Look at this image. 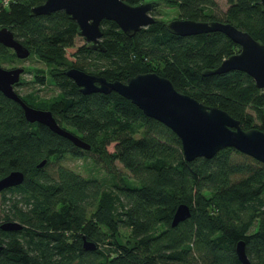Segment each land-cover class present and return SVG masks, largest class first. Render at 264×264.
I'll list each match as a JSON object with an SVG mask.
<instances>
[{"label": "trees", "instance_id": "16d2710c", "mask_svg": "<svg viewBox=\"0 0 264 264\" xmlns=\"http://www.w3.org/2000/svg\"><path fill=\"white\" fill-rule=\"evenodd\" d=\"M227 1L228 9L219 14L217 0H165L178 6V18L229 22L264 43L260 0ZM43 2L10 0L4 7L0 1V25L45 65L35 69L34 81L45 85L50 78L59 88L50 97L32 90L22 98L51 110L91 149L30 123L21 105L0 91V179L13 170L25 174L12 195L3 196L6 217L25 228L0 229V243L6 244L0 264H242L236 251L241 240L251 263L264 264L263 162L234 147L188 161L181 139L169 127L115 91L83 94L65 73L77 67L126 82L138 73L156 72L178 91L227 110L245 130L264 131V89L249 74L203 73L240 52V45L218 31L173 34L156 6V22L133 36L115 21L103 20L105 52L87 43L76 47L78 25L65 11L32 14V7ZM7 57L19 60L0 43V59ZM67 156L92 157L109 179L89 178L63 165ZM180 203H187L192 215L172 226ZM123 227L131 230L127 237ZM83 236L97 249L85 250Z\"/></svg>", "mask_w": 264, "mask_h": 264}, {"label": "water", "instance_id": "95a60500", "mask_svg": "<svg viewBox=\"0 0 264 264\" xmlns=\"http://www.w3.org/2000/svg\"><path fill=\"white\" fill-rule=\"evenodd\" d=\"M260 3L264 12V0H260ZM158 5L159 2H141L133 5L125 0H44L43 3L33 6L31 12L34 15H48L65 11L77 22L79 35L90 47L105 52L107 49L102 42L103 20L115 21L127 35L133 36L142 28L156 22L157 19L151 14V10ZM167 28L180 36L222 32L240 45L241 50L223 59L219 66L203 73L214 75L240 70L249 74L258 88L264 89V43L255 39L249 32L229 22L187 18L173 19L167 23ZM0 43L14 50L19 59H26L31 54L30 49L16 39L9 27L0 28ZM24 72L23 66L5 68L0 65V91L21 105L30 123L46 125L53 132L69 139L75 146L85 150L91 149V145L79 135L62 127L51 110L33 107L23 100L15 90V85L21 81ZM65 73L79 86L83 94H110L115 91L138 106L146 116L169 127L181 139L182 150L188 161L198 157L212 158L220 150L234 147L264 163V131L257 127L245 130L241 121L227 110L207 105L189 94L178 91L168 77L156 72H142L124 82L112 81L77 67H71ZM46 163L47 159H44L37 166L41 168ZM24 179L23 171H11L0 179V192L22 184ZM191 215V207L187 203H180L173 215L172 226H177ZM1 227L5 230H21L24 226L18 221H9ZM83 247L93 251L97 249V244L83 236ZM236 251L242 264H252L243 240L237 244Z\"/></svg>", "mask_w": 264, "mask_h": 264}, {"label": "rangeland", "instance_id": "374dc122", "mask_svg": "<svg viewBox=\"0 0 264 264\" xmlns=\"http://www.w3.org/2000/svg\"><path fill=\"white\" fill-rule=\"evenodd\" d=\"M143 1L159 2L157 8L158 9L157 16L166 22H169L173 19H177L179 17L178 6L169 5L165 2V0H143ZM217 2H218V9L216 11L217 13L221 14L222 12H225L228 9L229 3L227 0H217ZM1 27L2 25H0V28ZM85 42L86 41L83 37L78 36L76 39L75 46L79 47ZM0 65L5 68L23 66L28 70L23 73L21 77L22 84H20L18 87V90L21 91L22 93H27L28 91L34 90L40 93L41 96L50 97L56 95L59 90V88L52 82L50 78L49 80H47V83L45 85L38 84L34 81L35 69L45 66L34 54L26 59L16 60L13 59L12 57L9 58L7 57L6 59H0ZM250 112L253 113V110L251 109ZM113 149H114V144L108 146L109 151H113ZM61 163L89 178L92 177L100 180H104V179L108 180L110 177L109 173L102 166V163L95 164V162L92 160V157L82 158V157L67 156L66 158L61 160ZM116 167L125 174L129 173V171L123 166L121 162H116ZM11 195H12L11 193H7V196H11ZM4 214H5V205L3 203V196L0 195V218H3ZM120 231L124 237H127L128 235L131 234V230L126 227L121 228ZM101 246L103 248H106V246L108 245L101 244Z\"/></svg>", "mask_w": 264, "mask_h": 264}, {"label": "flooded vegetation", "instance_id": "af4514ba", "mask_svg": "<svg viewBox=\"0 0 264 264\" xmlns=\"http://www.w3.org/2000/svg\"><path fill=\"white\" fill-rule=\"evenodd\" d=\"M154 10H156V9L153 8V9L151 10V14H153V13L155 12ZM79 36H80V35H79ZM80 37H82V36H80ZM85 41H86V40H85ZM85 43L89 44L88 42H85ZM89 46H90V44H89ZM25 71H26V70H25ZM19 85H20V82L17 83V84L15 85V90L21 95V97H23V96L25 95V93H22L21 91L18 90ZM77 86H78V85H77ZM78 88H79V86H78ZM79 90H80V88H79ZM15 187H16V186H15ZM11 188H14V187H9V188H6V189L2 190V191L0 192V195H2V196L7 195V193H10V192H11ZM9 221H18V222H20L21 224H23V226H24L21 230H23V229L25 228V224H24V223H22L20 220L12 219V217L7 218V217H6V213H5L4 216H3V218H0V229H1L2 231H4V232H15V231H19V230H5V229H3V228L1 227V225H2L3 223H5V222H9ZM5 248H6V244L0 243V252H2Z\"/></svg>", "mask_w": 264, "mask_h": 264}, {"label": "built area", "instance_id": "2783aa9c", "mask_svg": "<svg viewBox=\"0 0 264 264\" xmlns=\"http://www.w3.org/2000/svg\"><path fill=\"white\" fill-rule=\"evenodd\" d=\"M1 1V4L4 6V7H8L10 5V0H0Z\"/></svg>", "mask_w": 264, "mask_h": 264}]
</instances>
